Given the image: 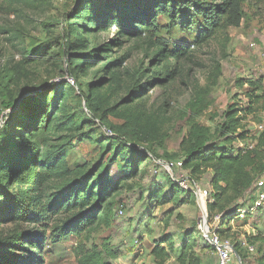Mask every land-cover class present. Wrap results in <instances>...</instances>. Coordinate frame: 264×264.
Returning <instances> with one entry per match:
<instances>
[{
	"label": "rangeland",
	"instance_id": "rangeland-1",
	"mask_svg": "<svg viewBox=\"0 0 264 264\" xmlns=\"http://www.w3.org/2000/svg\"><path fill=\"white\" fill-rule=\"evenodd\" d=\"M77 2L36 0L37 8H31L21 4L10 6L7 1H0V88L10 83L13 90L10 99L1 97L0 150L8 148L6 125L27 101L42 90L49 93L53 85L73 80L65 62L64 23ZM10 7L18 12L11 13ZM242 15L239 27L221 31L204 44H199V39L206 27L196 15H182L174 24L165 17L160 18L158 37L166 39L170 49L188 47V55L181 62L182 71L168 88L152 86L142 90L145 94H141V101L149 110L156 111L167 103L172 107L169 120L162 129L163 147L155 150L156 157L149 151L147 143L141 144V150L148 152L143 158L130 155L126 147L121 148L126 158L139 160L137 176L121 180L118 191L108 201V211L101 214L105 221L96 224L90 236L85 233L72 235L58 244L49 239L44 250V264H79L82 251L93 248L100 251L105 245L118 252L119 258L113 260V264H159L152 251L164 237L168 243L162 247L170 253L166 264H178L183 248L190 241L195 242L192 252L203 260V264H217L216 253L205 241V235L210 236L213 229H222V239L239 249L243 264H257L264 256V206L253 211L254 199L261 188L257 189L253 183L242 196L224 200L215 209L210 208L215 199L209 197L203 208L196 197L181 192L178 183L186 181L190 186L214 195L216 190L210 184L211 170L204 168L199 173H192L191 169H176L171 164L184 159L187 147L184 141L191 132L216 138L225 122V113L231 108L243 110V121L236 132L239 138L223 144L227 152L236 155L238 151L255 148L259 135L264 132L262 92L256 93L263 96L257 104H252L253 110L246 111L249 95L255 93L258 86H263L261 90H264V0H246ZM42 23L51 24V30L45 29ZM117 31L113 27L110 32L91 36L90 42L103 45L114 39ZM75 39L76 36L72 40ZM132 44L125 43L122 48H116L112 56H124ZM22 49L41 54V58L23 67L20 64ZM143 54L140 48H135L119 70L137 69L144 59ZM144 63L147 66L149 62L144 59ZM96 69L81 77L82 90L76 84L64 86L72 113L79 124L84 122L79 133L81 138L74 139L68 149V162L72 167L88 164L93 168L104 154V148L109 147L111 152L104 158V165L109 168V156L121 147L118 142L106 138V135L110 136L109 131L92 117L82 96L83 91L88 93L86 82L94 79ZM123 76L127 80L111 100L112 104L128 97L132 83L128 74L123 73ZM147 82L146 78L142 80L143 84ZM23 116L27 119L26 113ZM109 121L114 125L122 123L113 117ZM261 126L262 132L259 131ZM115 162L119 172H114L112 177L117 181L124 176L126 163L121 158ZM262 178L264 175L258 176L257 180ZM150 190L157 196L148 202ZM120 210L123 215L119 214ZM233 210H237L239 216L223 220L222 216ZM217 217L220 218L218 222ZM261 260L264 264V257Z\"/></svg>",
	"mask_w": 264,
	"mask_h": 264
},
{
	"label": "trees",
	"instance_id": "trees-1",
	"mask_svg": "<svg viewBox=\"0 0 264 264\" xmlns=\"http://www.w3.org/2000/svg\"><path fill=\"white\" fill-rule=\"evenodd\" d=\"M0 1H7L10 6L21 4L37 8L36 0ZM245 2L78 0L64 23V39L67 42L65 62L73 80L53 85L49 93L45 89L35 94L6 125L8 148L0 150V264H44V250L49 239L58 244L72 235L85 233L90 236L95 225L105 221L101 214L108 211V201L118 191L121 180H130L138 174L139 160L126 158L121 148L126 147L130 155L143 158L148 152L145 153L140 146L147 143L149 151L157 157L155 150L163 147L162 129L169 120L172 107L167 103L156 111L149 110L141 101V96L145 94L142 90L152 86L168 88L180 75L181 62L188 55L187 46L170 49L167 40L158 37L160 18L165 17L174 24L182 15H196L206 27L199 39V44H204L221 31L241 25ZM10 8L11 13L18 12L16 8ZM42 25L47 30L52 28L49 23ZM113 27L118 29L114 39L103 45L90 42L91 36L110 32ZM125 43L133 44L124 56L113 57V50L122 48ZM135 48L144 52L148 65L143 59L135 70H119ZM39 58L41 54L22 49L20 64L27 67ZM95 68L94 79L86 82L88 93L83 91L82 96L92 117L112 134L106 135V138L118 142L121 147L109 156V168L104 165L105 156L111 152L109 147L104 148V154L93 168L88 164L72 167L68 162V149L74 139L81 138L79 133L84 122L79 124L72 113L65 88L76 84L82 90L84 83L81 77L88 76ZM123 73L129 75V82L132 83L128 97L112 104L111 100L127 80ZM98 76L99 79L96 78ZM144 78L148 80L146 84L142 83ZM262 87H256L255 93L249 95L250 103L246 111H252V104H257L262 98ZM5 90L8 93H4ZM258 92L263 95H256ZM12 93L10 83L0 88V103L1 97L10 99ZM241 112L243 110L231 108L225 113V122L217 131L216 138L204 137L195 131L191 132V138L189 136L184 141L187 147L182 160L183 168L191 169L192 173H199L204 168L212 172L210 184L216 191L214 195L210 194V198L215 199L210 204L211 209L224 200L242 196L258 176L264 175V132L259 135L255 148L238 151L236 155L227 152V147L223 145L239 138L236 132L242 126ZM25 113L27 119L23 116ZM110 117L122 123L114 125L109 121ZM240 136L245 138L244 134ZM117 158H121L126 165L124 176L116 181L112 175L118 171L115 167ZM173 186L178 187L175 183ZM178 188L195 198L192 193L180 186ZM149 192L148 202L157 196L152 190ZM255 201L256 198L254 204ZM261 209L263 207L258 210ZM237 216V210H233L227 211L222 218L230 220ZM216 232L223 237L222 229ZM164 238L152 251L159 264H166L170 258L169 251L162 247L168 243ZM194 244L191 241L186 243L178 264H203V260L192 252ZM118 258L117 250L105 245L100 251L98 248L82 251L78 263L113 264L112 261ZM261 258L257 264H262Z\"/></svg>",
	"mask_w": 264,
	"mask_h": 264
},
{
	"label": "built area",
	"instance_id": "built-area-1",
	"mask_svg": "<svg viewBox=\"0 0 264 264\" xmlns=\"http://www.w3.org/2000/svg\"><path fill=\"white\" fill-rule=\"evenodd\" d=\"M263 57H264V55H263ZM259 131L260 132L263 131L262 126L260 127ZM109 134H110V136H112V134L110 132H109ZM171 164L176 169H183V162L182 161H176V162H173ZM178 184L181 187V189H183L184 191L192 193L197 198L198 204L201 207L205 208V206L208 202V199L210 197V194H211L210 191H207V190L202 191L198 187H195V186L192 187L186 181H183V182L178 183ZM254 186L257 189L261 188V190L256 195V201L254 204L253 211L258 210L264 206V178H262L261 180H257L254 183ZM119 214L123 215V211L120 210ZM219 219L220 218L217 217L216 222H218ZM216 230L217 229H213V233L210 236L205 235V240H206L207 244L216 253L217 264H243L242 258L240 256V254L238 253V251L236 250L235 246L230 241L222 239V237H220V235L216 232Z\"/></svg>",
	"mask_w": 264,
	"mask_h": 264
}]
</instances>
